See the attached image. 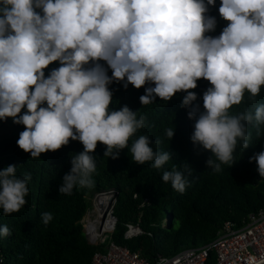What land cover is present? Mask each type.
Returning a JSON list of instances; mask_svg holds the SVG:
<instances>
[{"label": "clouds", "instance_id": "obj_1", "mask_svg": "<svg viewBox=\"0 0 264 264\" xmlns=\"http://www.w3.org/2000/svg\"><path fill=\"white\" fill-rule=\"evenodd\" d=\"M215 6L216 0H0V121L24 127L16 143L31 158L70 140L83 146L70 156L58 193L94 186L98 143L104 157L117 159L128 149L136 164L152 162L156 169L174 156L156 149L159 139H133L145 117L127 105L110 108L113 82L143 87L141 105L185 93L180 107L194 121L190 141L211 154L205 164L214 171L234 164L238 143L249 148L250 129L262 138L264 102L232 109L245 93L255 98L264 87V0H219L218 15L227 23L213 36L217 18L209 9ZM53 62L59 66L45 76ZM201 79L210 85L201 97L203 110L191 91ZM165 135L171 140L174 128ZM253 161L264 178V150ZM16 169L0 170L5 215L18 212L29 193L30 174L18 177ZM191 172L185 162L183 170L163 171L162 181L183 193ZM52 218L42 213L45 225ZM8 235V226L0 227V237Z\"/></svg>", "mask_w": 264, "mask_h": 264}, {"label": "trees", "instance_id": "obj_2", "mask_svg": "<svg viewBox=\"0 0 264 264\" xmlns=\"http://www.w3.org/2000/svg\"><path fill=\"white\" fill-rule=\"evenodd\" d=\"M219 0L209 9V15L217 18L215 32L219 35L226 21L218 15ZM59 66L53 62L48 72ZM111 76V71H108ZM148 85H145L147 87ZM210 87L203 79L197 81V101L202 109V94ZM113 92L110 108L118 110L127 105L145 117V127L139 135L150 136L158 151L174 154L170 161L156 169L152 162L138 165L132 160L128 149L121 150L117 159L104 157L105 146L98 143L93 153L96 157V172L93 173L92 188H74L71 195L58 193L62 177L70 171V156L83 151L78 141H69L66 146L54 152L42 153L31 158L17 146L22 125L12 120L0 121V170L16 165V175L30 174L29 193L26 204L18 212L5 215L0 209V227L7 225L10 235L0 237V264H91L96 252L103 245H88L81 224L95 193L111 190L116 198L114 215L116 228L110 241L137 252L150 263L171 257L186 248L200 247L211 243L228 224L231 228L243 227L250 215L264 209V178L256 171V163H249L253 154L264 150V127L261 137L250 129L252 139L249 148L238 143L234 151V164H222L221 171L206 167L211 155L190 141L193 123L187 118V109L180 107L183 95L177 93L169 101L156 98L155 102L141 105L139 97L144 88L131 85L125 89L122 83L109 86ZM264 102V87L251 98L245 93L244 101L234 106L233 112L241 107ZM22 109V113H23ZM174 128L171 140L166 129ZM131 144V140L129 141ZM214 159V157H213ZM185 162L192 169L188 185L183 193L175 191L170 183L162 181V173L173 166L183 170ZM50 212L52 220L45 225L42 213ZM165 220L168 223L165 225ZM129 224L138 225L141 235L125 239L124 232ZM166 226V227H164Z\"/></svg>", "mask_w": 264, "mask_h": 264}, {"label": "built area", "instance_id": "obj_3", "mask_svg": "<svg viewBox=\"0 0 264 264\" xmlns=\"http://www.w3.org/2000/svg\"><path fill=\"white\" fill-rule=\"evenodd\" d=\"M116 198L111 190L95 193L90 207L82 218L83 233L88 245H103L96 252L91 264H262L264 263V209L249 217L240 228L225 225L211 243L186 248L171 257L150 263L137 252L110 241L116 228L114 215ZM138 225L129 224L124 238L129 240L141 235ZM256 257L255 261L250 258Z\"/></svg>", "mask_w": 264, "mask_h": 264}, {"label": "water", "instance_id": "obj_4", "mask_svg": "<svg viewBox=\"0 0 264 264\" xmlns=\"http://www.w3.org/2000/svg\"><path fill=\"white\" fill-rule=\"evenodd\" d=\"M164 222H165V225H166L168 223V220H165ZM164 227H166V226H164Z\"/></svg>", "mask_w": 264, "mask_h": 264}, {"label": "bare ground", "instance_id": "obj_5", "mask_svg": "<svg viewBox=\"0 0 264 264\" xmlns=\"http://www.w3.org/2000/svg\"><path fill=\"white\" fill-rule=\"evenodd\" d=\"M262 264H264V263H262Z\"/></svg>", "mask_w": 264, "mask_h": 264}]
</instances>
